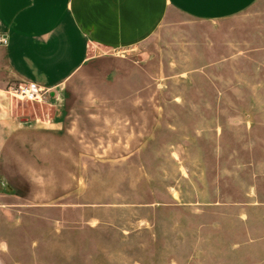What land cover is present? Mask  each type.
I'll use <instances>...</instances> for the list:
<instances>
[{
	"label": "rangeland",
	"instance_id": "obj_1",
	"mask_svg": "<svg viewBox=\"0 0 264 264\" xmlns=\"http://www.w3.org/2000/svg\"><path fill=\"white\" fill-rule=\"evenodd\" d=\"M52 94L15 100L39 115L67 107L77 134L25 153L37 181L23 190L118 206V223L55 231L47 205L0 214V264H264V0L219 22L172 13Z\"/></svg>",
	"mask_w": 264,
	"mask_h": 264
},
{
	"label": "crops",
	"instance_id": "obj_2",
	"mask_svg": "<svg viewBox=\"0 0 264 264\" xmlns=\"http://www.w3.org/2000/svg\"><path fill=\"white\" fill-rule=\"evenodd\" d=\"M258 2L0 0V214L15 213L19 220L25 209L47 205V209L60 214L52 224L55 231L83 227L101 230L117 226L120 208L68 204L69 194L48 195L52 203L40 204L34 201L38 198L34 191L23 190L22 184L31 186L37 181L32 171L22 167L25 153L53 151L56 141L77 134V130L69 125L67 107L52 115H39L34 104L21 105L13 98V87L35 84L48 93L54 91L53 100L59 99L95 59L142 46L167 24L172 13L196 21L219 22L243 14ZM82 144L81 149L89 148L86 141ZM10 165L19 167V178L2 177V169ZM23 225L15 224L20 228ZM4 245L6 253L5 240Z\"/></svg>",
	"mask_w": 264,
	"mask_h": 264
},
{
	"label": "built area",
	"instance_id": "obj_3",
	"mask_svg": "<svg viewBox=\"0 0 264 264\" xmlns=\"http://www.w3.org/2000/svg\"><path fill=\"white\" fill-rule=\"evenodd\" d=\"M5 43V40L1 39ZM13 98L25 102H40L42 97L48 93L45 89L35 84H23L11 89Z\"/></svg>",
	"mask_w": 264,
	"mask_h": 264
}]
</instances>
